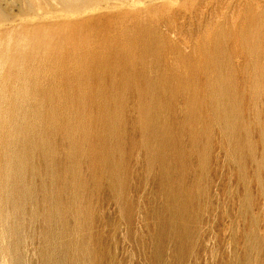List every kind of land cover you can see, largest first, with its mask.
I'll use <instances>...</instances> for the list:
<instances>
[{"label": "rangeland", "instance_id": "rangeland-1", "mask_svg": "<svg viewBox=\"0 0 264 264\" xmlns=\"http://www.w3.org/2000/svg\"><path fill=\"white\" fill-rule=\"evenodd\" d=\"M71 27L96 36L59 43ZM137 29L161 49L68 109L75 88L60 99L70 83L44 61L120 35L138 47ZM187 65L194 95L158 87ZM0 264H264V0H0Z\"/></svg>", "mask_w": 264, "mask_h": 264}, {"label": "bare ground", "instance_id": "bare-ground-1", "mask_svg": "<svg viewBox=\"0 0 264 264\" xmlns=\"http://www.w3.org/2000/svg\"><path fill=\"white\" fill-rule=\"evenodd\" d=\"M252 27H250V25L242 27L239 38L243 41L244 39L248 38L249 31ZM138 30L139 29L134 30L136 34L135 43L138 42V47H134L131 45V43H129V37L127 35H120L119 38H117L118 36L114 38L113 43L112 41L107 42L104 40H95L92 43V47L79 56L72 58L56 56L55 58H49L48 62L44 61L53 78H60L70 83L69 85L61 86L63 91L61 90L62 94L60 99L67 100V95H65L66 88H69V86L71 88H75L73 90L74 94L71 98V103L70 101L68 103L66 102L68 109L83 108V106H85V100L91 94L90 89L97 87L94 85V82L103 80L111 68L132 66L136 62V57L138 58V54L140 55L142 53L149 52L155 54L161 49V46L157 45V40L154 39L148 30L144 31L143 33L138 32ZM48 35L49 33H45L44 36H40L41 38L38 41L33 40L31 42L30 40L34 39V36L36 35L31 34L27 35L26 37H29L28 39L31 46L37 47L38 43L42 41V39H45V36ZM88 36L95 38L96 34L92 31L82 34L77 32L74 27H71L68 30H60L57 33L59 43L66 41V43H71L74 46L81 45L83 42H85ZM215 39L216 40L213 38L209 45H203V52L207 54V65H212V68H215L214 65L219 61L220 53L222 51L219 39L216 37ZM246 45L243 44V46ZM209 53L212 54L209 55ZM24 58L27 62H29L31 61L32 54H25ZM187 66L185 75L161 77L158 87L165 91L169 90L170 87L171 89L174 87L177 90H186L189 95H194L198 90V84H196L197 81L195 80V74L197 71L191 65ZM82 67L87 69V71L84 72L85 74H82V72L78 71V69ZM26 70L27 68L24 70L25 75L28 73H26ZM83 76L87 78L86 80L91 81L90 84H92V86L90 84V86H85V88L82 89L83 93L80 94L78 92L81 88L78 87L77 84L82 80ZM207 84L210 91V98L215 97L217 100H222L226 103L230 100L235 102L234 88L230 85L231 83L229 81H225L222 76L218 75V77H215L212 81H208ZM36 92L39 93L41 90L37 89ZM226 103H223V105L221 104L219 107L218 111L220 115L224 118L226 115L230 117L235 113L237 114L236 102L229 106H227ZM48 117L49 119H52L53 114H50ZM45 134H49V132H45ZM163 135L165 137V132ZM168 136L169 133L166 134V137L164 138L167 141V144L169 142Z\"/></svg>", "mask_w": 264, "mask_h": 264}]
</instances>
